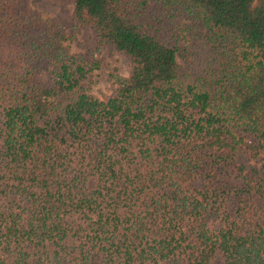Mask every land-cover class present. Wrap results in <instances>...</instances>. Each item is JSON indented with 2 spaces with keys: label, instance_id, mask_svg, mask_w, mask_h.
<instances>
[{
  "label": "trees",
  "instance_id": "obj_1",
  "mask_svg": "<svg viewBox=\"0 0 264 264\" xmlns=\"http://www.w3.org/2000/svg\"><path fill=\"white\" fill-rule=\"evenodd\" d=\"M67 1L0 0V264H264V0Z\"/></svg>",
  "mask_w": 264,
  "mask_h": 264
},
{
  "label": "rangeland",
  "instance_id": "obj_2",
  "mask_svg": "<svg viewBox=\"0 0 264 264\" xmlns=\"http://www.w3.org/2000/svg\"><path fill=\"white\" fill-rule=\"evenodd\" d=\"M29 3L43 16H59L62 9L67 12L72 10V3L67 0H29ZM187 38H182L180 43L184 44ZM64 43L71 52H81L87 57L93 56L101 59V65L91 69L87 78L88 90L96 96L101 97L112 90L113 74H127L128 72L123 58L104 49H97L89 32H78L74 38L67 39ZM177 60L179 63L183 62L180 56H177Z\"/></svg>",
  "mask_w": 264,
  "mask_h": 264
}]
</instances>
